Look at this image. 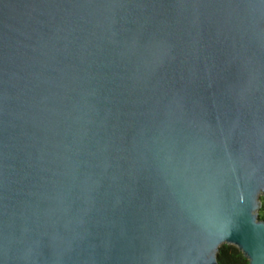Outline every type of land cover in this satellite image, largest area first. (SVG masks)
Segmentation results:
<instances>
[{
	"label": "water",
	"instance_id": "1",
	"mask_svg": "<svg viewBox=\"0 0 264 264\" xmlns=\"http://www.w3.org/2000/svg\"><path fill=\"white\" fill-rule=\"evenodd\" d=\"M0 88V264H261L264 6L0 0Z\"/></svg>",
	"mask_w": 264,
	"mask_h": 264
},
{
	"label": "snow or ice",
	"instance_id": "2",
	"mask_svg": "<svg viewBox=\"0 0 264 264\" xmlns=\"http://www.w3.org/2000/svg\"><path fill=\"white\" fill-rule=\"evenodd\" d=\"M115 2H124V0H115ZM242 4H254L259 3L261 6H264V0H239ZM4 91L0 88V103L3 102ZM7 209H8V197H7V188L4 181L3 169L0 167V255L4 253L5 250V239L6 232L8 230L7 224ZM227 217L223 218L224 222H227ZM260 242L261 246H264V229L260 230ZM159 264V262H155ZM261 264H264V257L261 258Z\"/></svg>",
	"mask_w": 264,
	"mask_h": 264
},
{
	"label": "trees",
	"instance_id": "3",
	"mask_svg": "<svg viewBox=\"0 0 264 264\" xmlns=\"http://www.w3.org/2000/svg\"><path fill=\"white\" fill-rule=\"evenodd\" d=\"M259 218L264 219V200L259 210ZM219 264H249L244 255L232 245H223L218 252Z\"/></svg>",
	"mask_w": 264,
	"mask_h": 264
}]
</instances>
